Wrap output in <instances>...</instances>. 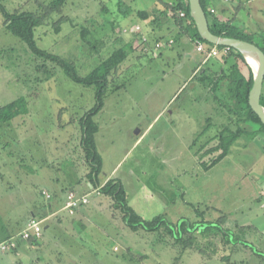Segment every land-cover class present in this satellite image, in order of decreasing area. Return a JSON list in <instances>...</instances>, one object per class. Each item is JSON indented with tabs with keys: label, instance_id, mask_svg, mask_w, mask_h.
Segmentation results:
<instances>
[{
	"label": "rangeland",
	"instance_id": "obj_1",
	"mask_svg": "<svg viewBox=\"0 0 264 264\" xmlns=\"http://www.w3.org/2000/svg\"><path fill=\"white\" fill-rule=\"evenodd\" d=\"M51 1L2 3L11 13L41 14ZM232 1L215 0L216 16H222L227 7L233 19L255 24L247 26L248 33L254 43L263 46L264 0ZM173 2L67 0L35 30V40L41 49L73 63L81 76L132 43L134 52L112 71L105 108L95 116L100 127L96 138L106 169L121 162L119 175L130 193L128 202L143 219L164 215L171 223L183 218L200 222V210L205 220L234 232L253 226L248 241L264 253V135H242L225 159L205 170L202 163L217 154L203 158V147L225 126L236 129L229 120V110L219 106L208 83L200 80L202 72L167 107L196 63L177 45L161 59H157L160 52L147 55L144 44L132 37L131 32L139 26L142 33L149 34L153 49L151 28L160 29V33L163 29L162 35H169V20L172 26L180 27V20L173 18L177 16L172 11ZM140 12H149L151 17L143 20ZM60 19L61 31L57 33ZM85 28L89 34L84 40L81 34ZM125 29L130 32L124 33ZM136 61L141 63L133 67ZM209 66L217 72L222 66L224 70L230 67L224 66L221 58H211ZM95 94V87L75 83L56 64L32 54L25 42L7 32L0 13V108L20 98L27 108L10 122H0V245L12 239L17 242L14 250H0V264H264L248 247L225 244L222 236L210 237V233L204 236L197 232L195 244L186 247L165 229L134 232L125 225L110 197L105 198L119 218L113 225L94 219L76 226L64 218L68 212L60 213L51 219L50 228L45 227L51 221L43 224L39 243L22 240L20 234L32 213L43 219L42 211L48 207L43 190L53 189L52 180L58 181L59 189H77V182L67 183L63 175L73 172L79 178L85 168L89 173L87 164L78 161L84 151L77 142H82L81 119L96 105ZM241 127L249 133L256 126ZM178 188L185 189L186 200L175 201L168 212L161 210L158 198L168 200L180 192ZM89 200L92 204L96 197L90 195ZM60 218L61 226L56 225ZM236 257L238 263L234 262Z\"/></svg>",
	"mask_w": 264,
	"mask_h": 264
},
{
	"label": "trees",
	"instance_id": "obj_2",
	"mask_svg": "<svg viewBox=\"0 0 264 264\" xmlns=\"http://www.w3.org/2000/svg\"><path fill=\"white\" fill-rule=\"evenodd\" d=\"M66 1L67 0H52L43 13L38 14L29 11L11 13L6 9L2 0H0V13L4 19V26L7 32L25 42L32 54L45 61L56 64L63 70L66 76L75 83L84 87L96 88V105L81 119V130L83 135L82 149L89 168L87 177L92 183H95L98 181L103 167V160L98 152L96 144V134L99 131V126L95 121V116L102 111L105 105L106 95L110 85L109 77L112 71L122 64L129 55L134 52V49L133 45L129 43L115 50L86 76L79 75L73 63L68 62L59 55L41 49L35 40V30L45 24L49 14L59 12ZM201 4L208 16L210 30L214 35L236 38L254 43L252 34L245 32L243 28L238 27L235 23H225L215 17L210 18L212 14L208 8V3L205 0H201ZM172 11L177 15L173 18L179 19L180 25L184 24V27L194 41L202 42L210 47L214 46L203 40L200 36L195 21L191 17L189 0H175L172 4ZM181 12L185 13V17H180ZM139 15L143 20H148L151 17L149 12H140ZM60 20L61 21H58V25L56 26L57 33L61 31L60 23L63 20ZM88 34L89 30L85 28L81 36L85 40ZM256 45L264 52V43L263 46ZM219 48L224 47L220 46ZM221 61L224 66L230 67L224 70L222 66L219 72L207 68L202 73L203 76L200 80L203 81V83H208L207 87H209L210 91L215 95L214 99L218 102L219 106L229 110V120L236 125V129L232 131L228 126H225L218 136L212 138L208 141L206 146L203 147V158L212 154H217V157L213 158L210 162L202 163L205 170L210 169L225 159L229 155L233 144L238 141L242 135L248 134L252 138L264 135V124L249 104L250 91L254 85V73L252 68L246 62L244 56L232 48L228 55L221 57ZM261 105L264 107V95H262L261 98ZM26 111V101L24 98H20L0 108V122L8 123L20 114L26 113ZM241 124H252L258 127V129L251 130V132L248 133L244 128L242 129ZM99 192L113 200L114 207L122 213L123 222L134 232L144 230L146 232L155 233L165 229L168 235L178 244L186 247L195 244L198 233L204 236L210 233V237L222 236L225 244L244 245L264 260V253L257 250L248 241V237H250L248 233H250V230H253L252 227H242L239 228L237 232H234L225 229L220 223L215 224V222L205 220L204 214L200 213V210H197V217L202 218L200 222H192L183 218L177 223H171L164 215L157 216L152 220H145L128 204L127 193L120 180L111 179L106 185L99 188ZM27 241L33 242V244L38 243L37 240L32 239Z\"/></svg>",
	"mask_w": 264,
	"mask_h": 264
},
{
	"label": "crops",
	"instance_id": "obj_3",
	"mask_svg": "<svg viewBox=\"0 0 264 264\" xmlns=\"http://www.w3.org/2000/svg\"><path fill=\"white\" fill-rule=\"evenodd\" d=\"M173 1L174 0H172V2ZM205 1L208 3L209 10L214 9L216 11L215 14H212V16H210V17H215V18L219 19L221 22H225V23H227V22L235 23L236 25H238V27L243 28L245 30V32H247V33H248L247 26L248 25H253V26L255 25V24H253L251 22L248 23L245 20H243V21L241 20V22H238V18L237 17L235 19H233L230 16V10L227 7H224V13L222 14V16L218 17V16H216L217 15V7L214 5L215 0H205ZM238 1H240V0H234L232 2L234 3V2H238ZM227 3H231V2H227ZM169 21L167 22V25H169L168 28H167L168 29L167 32L169 33V35H166V34L165 35H162V32L165 31V30L161 29V33H160V29H158V28H156V29L155 28H151V32H149L152 36L155 35L154 36L155 41H154V43H152L153 46L155 45V43L158 40H161V39H172V40H174V44L173 45L168 46L165 49H162V51H160V53H159L160 54V58H157V59L163 58L166 52L173 51V48H175V46L177 45L182 52H186L187 55H189V54L191 55L192 61H194L196 63V66L193 68L191 75L187 76L185 79H183L181 81L182 82V85L180 84L178 86V88L176 89V91H175L172 99L167 104V107H170L171 106V103L175 100V98L178 96L179 93H181V92L183 93L189 87L188 84H190L197 77L198 73H201V72L203 73L207 68L210 67L209 66V62H210V59H211V58H208L205 53H201V52H198L197 51V42H199V41L196 42V41H194L191 38V36L188 33L187 29L184 27V24L183 25L178 24V25H180V27H174V26H172V24L169 23ZM125 30H127L128 32H130L128 29H125ZM173 30H174V32H173ZM124 33H127V32H124ZM131 33L134 34L132 36L134 39L135 38H139V40L141 42H142V37L143 36L149 37V34L146 35V34L142 33V30L140 32H136L135 30H133ZM141 33L143 34L142 37H141ZM159 34H161V35H159ZM128 36H129V33H128ZM135 36H137V37H135ZM156 36H162V37L157 38ZM163 36H164V38H163ZM130 44H132V43H130ZM142 44H143V42H142ZM143 47L145 49V46H143ZM148 47H149V43H148ZM189 47L191 49H189ZM206 47L208 48V46H206ZM194 52H196L198 54L197 57H193L195 55ZM146 53H147V55H152L153 54V53H151V51H148ZM157 54H158V52H157ZM153 58H155V57H153ZM140 63H141V61H138V63L136 61V63L133 64L134 65L133 67L137 66V64H140ZM175 68H176V66H175ZM210 69L212 71H214L211 67H210ZM121 88L118 87V90L121 89ZM104 108H105V105H104L102 111L104 110ZM249 126H252V124H249ZM256 128L257 127H255L253 130H257ZM99 130H100V127H99ZM141 133L142 132L139 131L138 134L140 135ZM141 139H142V136L139 137L137 140H135V142L132 143L133 144V147L136 146L140 142ZM96 144H97L98 152L100 153V155H101V157L103 159L102 173L99 176L98 181L95 182V183H92L88 179V177H87V173H88L87 172V168H85L84 174H82L81 177H79V178H77L73 172H72L71 175H68V176H66L67 174L66 175L65 174L63 175V178H64L63 180L66 181L67 183H70V184L72 183L73 184V183H76L77 182V184L79 186V188H77V189H74V188H70L68 190H66V189H64V190L63 189H59V187H58L59 184H56L58 181H55L53 179L52 180V182H53L52 183L53 184V187L52 188L53 189H51V191H48V189L47 190H43V192L45 191V192H47L48 194H50L52 196L51 199L45 198L48 207H47V209L44 212L42 211V215L44 216L43 219L41 217H37V215L35 213H32L31 218H33V217L38 218V219L40 218L39 220L43 221V224H45L48 221H51L52 222L51 219L52 218H55V216H57L60 213H65L66 214L67 212L64 211V206H65V201H66L67 194H69L71 192H74L79 197H87L88 198V201H89L87 205H84L81 208H79L77 210V212L75 213V215L70 216L67 213L64 216V218L66 220H69L70 219L73 222L74 225H76V226L77 225L83 226L84 225V222H89L90 220L92 222H94V219H97V220H102L103 219L105 221V222H103L104 225H113V223L116 220L119 219L116 216V214H114L112 212V209H111L112 204L111 205L108 204V202H107V200L105 198V197H108V196H105V195L101 194L99 192V188L102 187V186H104V185H106L107 182L110 181L111 179H118V180H120L122 182L123 187L125 188V191L127 193V190H126L127 187H126L125 181L119 175V166H120L121 162L115 163L112 166H110L108 169H106V159H105V155L102 153V151L99 148V142L97 141V138H96ZM77 146L79 148H81V150L83 151V149H82V142H77ZM112 146H113V149H114L115 148V144H112ZM78 161L79 162L83 161L84 163H86L85 155L84 154H80L79 157H78ZM178 189H179L180 192L178 194L176 193L172 198H170V199L168 198V200L166 198H164V197L161 198V200H160V198H158L157 201L162 206L161 207V210H165L166 209L164 212H168V211L171 210L170 209V206L175 201L179 200L180 203H181V202H184L186 200L185 199L186 193L184 192L185 189H183V190H181V188H178ZM90 195H93V196L96 197L95 202L92 203V204L90 203V200H89ZM262 195L263 194H261V192H260V195L259 196H262ZM152 197H155V195L152 196ZM258 198H259L258 195H256V200ZM261 199H262V197H260V200ZM47 200H49V201H47ZM127 200H130V193L129 194L127 193ZM128 203L130 204V206L135 211L137 210L136 207H134L130 202H128ZM108 206H110V207L107 209ZM61 219H63V218H60L59 219L60 221L56 220V225H60V226L62 225L60 223L61 222ZM52 225H53V222L50 223V224L48 223L47 227H45V228L46 229L47 228H50V226H52ZM251 227L253 228V226H251ZM255 239H254V241H255ZM39 242L40 241H38V243ZM259 242H261V239H259ZM250 251L255 255V253L251 249H250ZM238 261L239 260H237V257H236L235 260H234V262L235 263H238Z\"/></svg>",
	"mask_w": 264,
	"mask_h": 264
},
{
	"label": "water",
	"instance_id": "obj_4",
	"mask_svg": "<svg viewBox=\"0 0 264 264\" xmlns=\"http://www.w3.org/2000/svg\"><path fill=\"white\" fill-rule=\"evenodd\" d=\"M191 17L194 19L198 32L203 40L214 46L229 47L240 52L254 73V85L250 91L249 104L264 124V107L261 105L264 84V52L256 44L236 38L214 35L210 30L208 16L203 9L201 0H189ZM245 54H250L258 61V68L254 70Z\"/></svg>",
	"mask_w": 264,
	"mask_h": 264
},
{
	"label": "built area",
	"instance_id": "obj_5",
	"mask_svg": "<svg viewBox=\"0 0 264 264\" xmlns=\"http://www.w3.org/2000/svg\"><path fill=\"white\" fill-rule=\"evenodd\" d=\"M224 1L229 2L231 0H224ZM215 12L216 11L214 9L210 10L211 14H215ZM180 17L181 18L185 17V13L181 12ZM135 29H136L135 30L136 32L141 31V28L139 26H137ZM125 32H127V30H125ZM148 40L149 38L147 36L142 37V42L145 46L146 52L151 51V53L153 54L160 52L162 51V49H165L166 47L174 44V40L172 39H161V40H158L153 46L154 48L151 49L150 47H148V43H149ZM206 46L208 45H205L202 42H197V51L201 53H205L208 58H221V57L228 55L231 52V48L229 47L219 48V46H213V47L208 46L207 48ZM43 195L47 199L52 198V196L45 191L43 192ZM88 202L89 201L87 197H79L74 192H71L67 194L64 211L68 212L70 215H75L77 210L81 208L82 206L87 205ZM20 236L22 240L32 239V240L40 241L43 236V221L35 217L31 218L28 221L25 229L20 234ZM16 243L17 242L13 239L10 240L9 242H4L0 245V250L3 252L11 251L14 248H16Z\"/></svg>",
	"mask_w": 264,
	"mask_h": 264
},
{
	"label": "bare ground",
	"instance_id": "obj_6",
	"mask_svg": "<svg viewBox=\"0 0 264 264\" xmlns=\"http://www.w3.org/2000/svg\"><path fill=\"white\" fill-rule=\"evenodd\" d=\"M248 62L251 64V66L254 68V70H257L258 68V61L255 57H253L252 55L250 54H245Z\"/></svg>",
	"mask_w": 264,
	"mask_h": 264
}]
</instances>
